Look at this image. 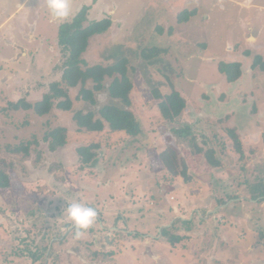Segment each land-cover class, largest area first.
Returning <instances> with one entry per match:
<instances>
[{"label":"rangeland","instance_id":"obj_1","mask_svg":"<svg viewBox=\"0 0 264 264\" xmlns=\"http://www.w3.org/2000/svg\"><path fill=\"white\" fill-rule=\"evenodd\" d=\"M21 2L0 0V51H14L0 62V171L10 177V187L0 188V264H108L109 255V264H264V194L258 193L264 183V71L251 68L253 54L264 57V0H201V21L183 25L180 35L165 31L161 9L155 17L142 12L143 26L133 24L121 37L110 28L94 36L84 55L88 64L107 54L112 58L105 64H111L138 46L161 51L149 60L129 55L143 133L123 141L122 133L108 138L106 129L93 135L78 130L73 114L87 110L76 99L80 86L69 89L71 111L54 108L38 116L9 107L19 99H42L60 81L66 59L49 26L50 35L33 42L42 34L33 30L38 7L29 0L21 11ZM4 6L19 10L9 24ZM153 17L160 26L152 29ZM232 61L242 64L243 74L229 83L219 64ZM155 87L163 95L173 87L185 99L173 121L163 117ZM184 126L204 151L214 150L220 167H211L204 153L174 133ZM60 127L68 142L53 151L45 137ZM92 141L102 144L100 154L89 164L77 161L76 149ZM28 142V154L13 151ZM171 144L185 159L188 180L171 175L159 157ZM73 201L98 213L79 238L65 211ZM163 227L186 237L172 245L162 238ZM45 244L48 249L35 258Z\"/></svg>","mask_w":264,"mask_h":264},{"label":"trees","instance_id":"obj_2","mask_svg":"<svg viewBox=\"0 0 264 264\" xmlns=\"http://www.w3.org/2000/svg\"><path fill=\"white\" fill-rule=\"evenodd\" d=\"M88 7L84 6L76 16L69 22L60 24L58 29V45L61 51L66 55L63 63V70L60 81H54L49 85V89L44 93L42 99L30 103L24 100H17L9 103V107L14 110L32 109L38 116L49 114L54 108L62 111H71L73 101L70 99L69 89L80 86L79 94L76 99H81L86 102V111L80 109L74 112L72 120L79 131H85L88 134H99L108 132L107 136L112 137L116 133H122L120 140H125L127 137H134L143 133L140 119L135 115L137 110L134 106L139 98L134 95V82L129 77V55H133L138 60L140 57L144 59L153 58L160 50L158 48H141L139 46L135 49H128L122 58H117L111 64H105V60L112 58L109 54L104 55L102 61H97L88 64V60L84 57L88 52L90 43L93 37L105 33L111 26V20L105 18L99 21H94L86 24ZM195 10L183 11L179 14L178 20L180 22L187 21L190 16L194 15ZM244 55L250 57L251 50L246 49ZM110 57V58H109ZM157 62V61H156ZM251 68H259L264 71V57L255 53L252 55ZM135 69V68H133ZM219 71L225 75L229 83L236 82L243 74L242 64L238 61L225 62L219 64ZM107 78H112L107 82ZM88 81H92V87H87ZM63 85V86H62ZM157 99H160L158 104L163 117L167 120L173 121L176 117L182 114L186 108V101L181 96L179 91L172 87V91L168 94H161V92L153 89ZM105 94V98L101 95ZM64 98V99H61ZM163 98V99H162ZM166 132V129H164ZM181 138L194 147V152L197 154L204 153L207 162L211 167L218 168L221 165L219 159L215 157L214 150L204 151L198 145L195 134L192 133L190 126H184L178 129H173ZM104 132V133H105ZM229 133L234 135L236 131L229 129ZM237 134V133H236ZM48 136V137H47ZM45 139H50V149L57 150L67 144L65 129L62 127L54 129L47 135ZM167 142H172V136L167 134L165 136ZM30 142L19 145L13 148V151L26 155L29 153ZM100 142L92 141L90 144L80 146L76 149L77 161L83 164H89L99 154L101 148ZM236 150L243 153L240 141L235 142ZM159 157L164 164L165 169L173 176H182L188 180V167L185 164V159L180 155L179 150L175 146L168 145L161 150ZM243 157V154H241ZM257 186V185H256ZM261 190L258 191L260 195L264 194V183L259 184ZM10 187V177L8 174L0 171V188ZM181 220V219H180ZM182 221V220H181ZM187 221V220H183ZM75 231V229H74ZM162 238L170 244L175 245L177 242L185 239V235L173 234L170 229L163 227L160 230ZM45 244L40 251V254L35 258H39L48 249ZM111 254V252L109 253ZM23 255V254H21ZM109 263L112 261V256L107 257ZM108 263V264H109Z\"/></svg>","mask_w":264,"mask_h":264},{"label":"crops","instance_id":"obj_3","mask_svg":"<svg viewBox=\"0 0 264 264\" xmlns=\"http://www.w3.org/2000/svg\"><path fill=\"white\" fill-rule=\"evenodd\" d=\"M21 11L24 8L26 1L28 3L29 0H21ZM35 1V6L38 7L36 16L39 17L38 23L35 24L33 30H36V33H42L36 39L33 40L37 43V45L43 41L52 31L55 30V33H58L59 25L58 22L54 21L49 13V10L46 6V0H32ZM234 3H241L242 0H228ZM8 5V4H7ZM6 5V6H7ZM2 7V12L9 24L10 18L14 14L13 10L10 7V10L7 7ZM44 6V8H43ZM87 6V21L86 24L99 21L105 18H109L111 20L110 30L114 33V35H125L128 33L129 29L133 28V24H137L138 27L143 26V22L141 18L143 17L142 12L149 11L147 15L152 14L155 17V11L160 12L161 9L163 10V15L160 20L163 24H166L167 28L165 31L167 33H172L175 31L177 35H180V30L183 31L182 26H191L192 24H199L202 19V5L201 0H71V8H72V15L69 17L68 20L64 22L71 21L76 14L81 11V9ZM17 10V9H15ZM14 10V11H15ZM195 10V14L190 16V18L185 22H180L178 20L179 14L183 11H191ZM19 10L15 11L18 12ZM153 17L152 21V29L157 28L159 25V21L155 20ZM158 19V18H157ZM9 20V21H8ZM157 23L155 24L154 22ZM40 22H42L45 27L41 29L39 27ZM62 22V23H64ZM5 23V24H7ZM7 24V25H8ZM250 24L249 21H244L243 25ZM49 26L51 30L45 31L46 27ZM54 27L55 29H53ZM245 27V26H244ZM243 27V28H244ZM57 29V31H56ZM248 29V27H247ZM13 29L7 30L8 33H12ZM39 31V32H38ZM106 33V32H105ZM44 34V35H43ZM38 35V34H37ZM14 55V51H11L10 54H6L5 51H0V62L4 63L7 61V58H11ZM5 56L7 58H5ZM203 58L202 55H200ZM155 253L153 254L154 260L158 261L161 259V254L158 249L154 250Z\"/></svg>","mask_w":264,"mask_h":264},{"label":"clouds","instance_id":"obj_4","mask_svg":"<svg viewBox=\"0 0 264 264\" xmlns=\"http://www.w3.org/2000/svg\"><path fill=\"white\" fill-rule=\"evenodd\" d=\"M46 6L53 20L64 22L72 15L71 0H46ZM67 219L72 222L75 237H81L97 219V210L81 201H73L67 205Z\"/></svg>","mask_w":264,"mask_h":264}]
</instances>
